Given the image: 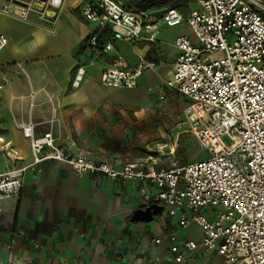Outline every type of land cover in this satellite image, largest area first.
<instances>
[{
	"label": "built area",
	"instance_id": "1",
	"mask_svg": "<svg viewBox=\"0 0 264 264\" xmlns=\"http://www.w3.org/2000/svg\"><path fill=\"white\" fill-rule=\"evenodd\" d=\"M65 1L4 0L0 14L27 21L31 12L42 16L51 12L56 18ZM197 2L199 8L185 15L175 6L156 15L154 10H135L122 0H85L79 13L97 24L87 39L93 55L86 64L77 65L71 86H79L86 67L113 50L115 41L155 44L161 26L186 23L193 39L175 38L177 54L166 86L187 100L183 123L207 157L184 164L170 158L162 166L164 154L158 150L153 157L116 168L82 148L71 152L50 132L36 136L35 124L28 121L19 127L29 141L32 160L0 173V202L18 196L27 173L40 172L44 161L53 160L68 165L77 177L101 174L138 183L140 208L160 205L177 217L180 230L199 229L197 240L188 236L179 242L176 232L169 234L168 251L164 257L149 258L151 264H201L194 258L198 251L217 255L215 264H264V0ZM6 43L0 33V52ZM152 67L154 63L142 57L131 69L108 65L100 82L132 89ZM173 152L171 148L167 155ZM4 154L11 162L19 159L11 150L4 149ZM163 238L152 242L160 244Z\"/></svg>",
	"mask_w": 264,
	"mask_h": 264
},
{
	"label": "crops",
	"instance_id": "2",
	"mask_svg": "<svg viewBox=\"0 0 264 264\" xmlns=\"http://www.w3.org/2000/svg\"><path fill=\"white\" fill-rule=\"evenodd\" d=\"M84 1L66 0L56 18L51 12H31L27 21L0 14V33L7 38L0 52V173L32 160L29 141L19 127L28 121L35 124L36 136L50 132L71 152L82 148L116 168L151 156L139 133L145 89L170 79L177 36L164 42L162 33L172 27L161 26L155 44L115 41L113 50L87 66L81 83L73 88L77 65L93 55L87 39L97 27L80 15ZM169 3L151 10L157 15L173 6ZM139 57L154 67L140 76L135 88L101 84L105 66L131 69ZM131 124L137 132L133 137L126 129ZM4 149L19 159L11 162ZM161 165L167 166V161L161 158ZM40 169L27 173L18 196L0 202V264H151L149 258L164 257L168 251L169 234L176 232L179 242L187 237L176 216L168 211L161 215L163 207L149 222L130 221L140 208L138 183L101 174L77 177L68 165L53 160L44 161ZM197 230L188 229L190 235ZM162 236L160 244L152 242ZM194 258L215 264L219 257L198 251Z\"/></svg>",
	"mask_w": 264,
	"mask_h": 264
},
{
	"label": "rangeland",
	"instance_id": "3",
	"mask_svg": "<svg viewBox=\"0 0 264 264\" xmlns=\"http://www.w3.org/2000/svg\"><path fill=\"white\" fill-rule=\"evenodd\" d=\"M122 1L134 8L137 4V0ZM169 1H172V5L185 14L190 10L199 8L197 0H168L167 3ZM67 2L70 4L74 0H67ZM165 5L167 4L165 3ZM182 34L193 36L190 27L185 23L168 28L161 36L164 42H171L176 36ZM118 42L120 43V41ZM164 52L166 53L165 49L163 50ZM145 93L146 110L144 111V119L139 127L140 138L144 137L146 139L145 153L154 156L157 155L158 150H161L164 154L162 156L163 161L174 158L180 164L206 158L207 154L198 146L195 137L187 131V126L183 123V108L186 106L187 100L175 88L167 87L166 80L154 86H148L145 89ZM161 95H163L162 99L160 98ZM134 126V124H131V126L126 128L130 131L132 137L137 134ZM162 146L165 147L160 149ZM171 148L174 149V152L170 157L167 153ZM166 209L162 211L161 215L167 214ZM189 232L186 229L181 234L196 240L199 239L197 238L200 235L199 229L193 235H190Z\"/></svg>",
	"mask_w": 264,
	"mask_h": 264
},
{
	"label": "water",
	"instance_id": "4",
	"mask_svg": "<svg viewBox=\"0 0 264 264\" xmlns=\"http://www.w3.org/2000/svg\"><path fill=\"white\" fill-rule=\"evenodd\" d=\"M161 211H162V206L157 204H151L143 209L138 208L132 213L130 221L149 222L153 219L155 215H158Z\"/></svg>",
	"mask_w": 264,
	"mask_h": 264
},
{
	"label": "trees",
	"instance_id": "5",
	"mask_svg": "<svg viewBox=\"0 0 264 264\" xmlns=\"http://www.w3.org/2000/svg\"><path fill=\"white\" fill-rule=\"evenodd\" d=\"M167 1L168 0H137L136 7L135 8L134 7H131V8H133L135 10H142V11L143 10H151V9H155V8L158 9V8L164 6L165 3L167 5H171L169 2L167 3Z\"/></svg>",
	"mask_w": 264,
	"mask_h": 264
},
{
	"label": "bare ground",
	"instance_id": "6",
	"mask_svg": "<svg viewBox=\"0 0 264 264\" xmlns=\"http://www.w3.org/2000/svg\"><path fill=\"white\" fill-rule=\"evenodd\" d=\"M170 80V79H169ZM165 146H162V147H160V148H164Z\"/></svg>",
	"mask_w": 264,
	"mask_h": 264
}]
</instances>
